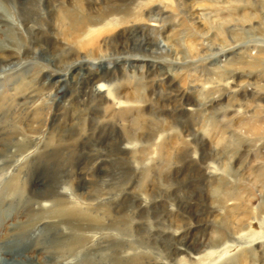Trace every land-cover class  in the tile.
<instances>
[{
	"label": "rangeland",
	"instance_id": "obj_1",
	"mask_svg": "<svg viewBox=\"0 0 264 264\" xmlns=\"http://www.w3.org/2000/svg\"><path fill=\"white\" fill-rule=\"evenodd\" d=\"M3 2L20 47L0 72L27 63L0 76V97L23 80L32 93L18 133L0 129V194L12 179L23 193L0 202V264H264V0ZM106 6L127 22L59 34L58 12L77 28ZM60 200L54 237L79 248L33 246L47 220L7 247Z\"/></svg>",
	"mask_w": 264,
	"mask_h": 264
},
{
	"label": "bare ground",
	"instance_id": "obj_2",
	"mask_svg": "<svg viewBox=\"0 0 264 264\" xmlns=\"http://www.w3.org/2000/svg\"><path fill=\"white\" fill-rule=\"evenodd\" d=\"M3 1H5V0H0V17L2 18V24H3V25H0V63H7L12 58L11 55H6L5 54V52L7 51V49L10 48V47H8V45L9 46H12L13 48H17L18 49L20 47V41H16V39H14L15 33H14L13 29L10 28V26H9L8 17H7L8 16V13L6 11V8L3 7V4H4ZM28 1H32V0H28ZM27 5L29 6V8L25 7L27 16L29 18H31V16L36 17L37 15H36L35 11H33V10H31V12L29 11L30 8L32 7L30 5H32V4L27 2ZM74 9L75 10L78 9L77 8V5H75V8ZM115 12H116V9L115 8L110 7V6H106L105 9L102 10L97 15V17H95L93 19L87 18L86 21H85V25L84 26H78L77 28H76V26H74V23L77 20V18H75V15L76 14L75 15L74 14L71 15V13L65 14V13H62V12H58L57 19H56L57 29L59 31V34H61L62 37L70 36L69 37V40H67V41H71V40L75 39V36H78V37L79 36H82L84 34V30H85L86 27H90V26H93V25H96V24H102L99 31H108V30H110V28L112 27V25H115V24H118V23L119 24H122L126 20L125 17H121L120 19H118V21L114 20L115 21V24H114L113 21H112L113 23L110 22V21H108L107 16L110 15V14H112V13H115ZM123 14H126V13H123ZM33 20H36V19L34 18ZM25 21H27V23L29 24V21L28 20H25ZM126 22H127V20H126ZM33 24H35V22ZM5 26H7V27H5ZM28 28L30 29L31 32L34 31L33 27H28ZM93 31L94 30H92V31L89 30L87 32L86 37H89L90 38L87 42H82V43L79 42V48L80 49H83L85 47L92 46L94 44V39L93 38H95V36L97 35V33L93 32ZM71 35H73V36H71ZM1 39L2 40H5L6 42H8V44L6 43V46H5V44L3 42H1ZM22 61H23V63H21L19 65H13V67L11 69L9 68L8 70H2V72H0V76L3 75V77H5L7 75V73L10 72L16 66H19L20 67V66H23L25 63H27V59L26 58H23ZM72 64H70V65H72ZM24 81L25 80H23V81H16V83L14 84V86L11 87V93H10L9 97L6 100L3 101L2 98L0 97V129L2 127L3 128H7L9 130L10 136H13L16 133H18V126L11 119V117L13 116V113H15L18 110V101H17L18 97L22 99L23 97L28 96L29 94L32 93V89L30 87H28V84L26 83L27 80L25 82ZM58 82H60V81H58ZM35 93H37V92H35ZM136 95H134V96L136 97ZM128 98H130V94H129ZM38 110L39 109L37 108V109H35L34 112L37 113ZM72 117H74V116H72ZM6 118H8V119H6ZM3 121L6 122L4 124V126L2 124V123H4ZM51 141L53 142V140H51ZM51 141L49 142V144L51 143ZM59 142L61 143V141H59ZM74 142H76V141H74ZM72 144H73V142L71 144L69 143L70 146H73ZM53 145H54V143H53ZM13 146L16 147V149H19V150L20 149H23L24 150V148L26 147V145L23 146L19 142L13 144ZM45 147H47V146H45ZM60 147L61 146L59 145V148ZM49 148L50 147L48 146V149ZM61 149H62V147H61ZM63 149H64V147H63ZM61 151H63V150H61ZM53 156L55 157V155H53ZM13 180H15V179H12L9 182V184L7 185V186H9L8 189H7V191H9V193L11 192L12 194L11 195L7 194L9 196H5V194H3V192L0 194V202L7 201L6 202L7 208L8 207L10 208V205L13 204V203H20V200L22 199V196H23V193L20 190L21 188L18 190V186L19 185H17V183L15 181H13ZM5 189H6V187H5ZM56 196H58V195H56ZM57 198H59V197H57ZM61 207L62 206H61V200H60L59 201V205L56 207V209H53V208H51V209H47V208L45 209V208H43L42 209L41 208L40 211H39L38 216H36L35 219H33L32 221H30V222H28V223H26L24 225L21 224L17 228H14L15 232L18 233L17 235L19 236V239L18 238L15 239L16 241L13 242V243L8 244L7 247H9V246H15L20 239L22 240L24 237H26L27 233H30L31 232L32 228L35 227V225H37L39 222H41L43 220H47L48 221V224L46 225L45 229L44 228L43 229L41 228V232L38 235L35 234V236H33V237L30 236L29 237L30 238V241H31V244L33 246H37L38 244L46 245L47 248L50 249L51 251H53L54 253L55 252L56 253H60V252L62 253L61 250H63V253H65V250H67V252L70 253L72 250H74L75 247H78L79 248V245H81L80 244V240L81 239L78 236L77 237H73L68 242L63 241V243L60 242V241H58L54 237V235L57 234V231L60 228L61 224L64 221L67 220V219H65L67 217H65L63 215L64 214V211L66 209L63 210L62 208L64 206L62 208ZM2 212H4V211L0 210V216H1ZM72 213H73L72 216L74 215L73 218L81 219V217L83 216V214L78 213V212L77 213L72 212ZM83 217L86 218L85 216H83ZM70 220L71 219L69 218V221ZM90 220H93V219L90 218ZM0 221H1V217H0ZM24 233H25V235H24ZM47 237H51V242L50 243L49 242L48 243L46 242L47 241ZM42 242H44V243H42ZM32 245L29 248L30 250L33 249V246ZM0 255H1V253H0ZM1 258L2 257L0 256V261H1Z\"/></svg>",
	"mask_w": 264,
	"mask_h": 264
}]
</instances>
